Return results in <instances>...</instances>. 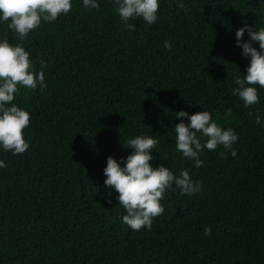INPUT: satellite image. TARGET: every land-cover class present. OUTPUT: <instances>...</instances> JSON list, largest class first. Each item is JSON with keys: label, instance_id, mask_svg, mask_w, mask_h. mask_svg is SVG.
<instances>
[{"label": "trees", "instance_id": "obj_1", "mask_svg": "<svg viewBox=\"0 0 264 264\" xmlns=\"http://www.w3.org/2000/svg\"><path fill=\"white\" fill-rule=\"evenodd\" d=\"M99 2L89 10L72 0L69 13L24 40L0 24V38L30 50L35 69L47 63V86L20 88L13 101L30 112L29 149L0 151V264H264V127L255 123L264 90L249 107L230 93L250 59L235 31L264 26V0H160L158 20H129L133 29L112 0ZM179 110H207L233 128L237 155L218 146L205 149L201 167L182 159L172 128ZM142 134L159 140L151 164L187 168L201 191L167 190L164 212L134 231L103 187V168Z\"/></svg>", "mask_w": 264, "mask_h": 264}, {"label": "clouds", "instance_id": "obj_2", "mask_svg": "<svg viewBox=\"0 0 264 264\" xmlns=\"http://www.w3.org/2000/svg\"><path fill=\"white\" fill-rule=\"evenodd\" d=\"M81 3L85 9L100 8L99 0H81ZM112 3L120 22L128 29L134 28L129 20L142 18L151 25L159 18L160 0H112ZM176 3L180 8L185 7L183 0H176ZM71 9L72 0H0V24L6 23L19 40H24L42 22H53ZM245 32L249 39L242 40ZM235 37L242 55L250 59L244 73L237 71L234 75L235 87L230 89V93L237 96L244 107H249L260 102V90H264V26L255 28L244 23L236 29ZM254 44H258L259 48ZM164 47L171 49L172 45L165 41ZM30 57V50L22 44L0 38V151L12 155L23 154L29 149L24 130L31 123L30 112L13 101L20 88L35 90L39 86L43 90L47 86L43 71L47 67L46 61L41 59L40 69L37 70ZM175 118H183L172 127L175 149L182 159H191L195 167L203 165L200 156L205 149L216 150L222 146L230 150L233 157L237 155L233 145L238 140V134L233 128L218 125L209 111L189 114L179 110L175 112ZM255 123L264 127V114L260 110L255 115ZM158 143L156 135L151 134L128 138L122 146L131 148L130 154L121 157L120 161L109 155L103 168V187L108 190L109 197L112 190L117 193L116 199L126 213L122 222L134 231L150 229L153 219L164 212L161 201L167 190L179 189L181 195L189 196L201 191V182L194 181L187 168L175 174L163 163H150L155 159L152 150L157 151ZM5 166V161L0 160V168ZM111 202V199L107 200V203ZM211 231L208 226L203 228L204 235L210 236Z\"/></svg>", "mask_w": 264, "mask_h": 264}]
</instances>
